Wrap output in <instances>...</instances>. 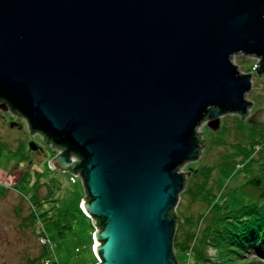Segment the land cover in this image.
I'll list each match as a JSON object with an SVG mask.
<instances>
[{
	"label": "water",
	"instance_id": "water-1",
	"mask_svg": "<svg viewBox=\"0 0 264 264\" xmlns=\"http://www.w3.org/2000/svg\"><path fill=\"white\" fill-rule=\"evenodd\" d=\"M263 72L264 0H0V107L59 150L53 169L81 175L97 264H178L198 129L227 113L264 126L248 98Z\"/></svg>",
	"mask_w": 264,
	"mask_h": 264
},
{
	"label": "rangeland",
	"instance_id": "rangeland-1",
	"mask_svg": "<svg viewBox=\"0 0 264 264\" xmlns=\"http://www.w3.org/2000/svg\"><path fill=\"white\" fill-rule=\"evenodd\" d=\"M234 61L242 71L251 72L257 60L240 54L234 57ZM248 98L254 102L252 112L264 106L263 79L254 76ZM251 125L254 124L237 113L225 114L218 130L211 129L206 123L201 124L198 131L204 132L202 138L206 146L202 148L198 160L188 162L181 168L190 172L186 173V185L175 207L183 219H197L200 214L208 215L209 211L200 199L193 200L188 190L189 185L197 181L196 177L191 176L194 169L199 166L212 168L207 174L210 175L209 184L211 182L215 185L217 195L233 192L234 188L240 187L251 177L253 172L237 171L229 177L223 176L221 172V163L224 161H232L227 167L233 168L237 160L241 159L231 143H247L253 138L249 137ZM261 134L264 135V127L256 137ZM33 141L39 149L31 147ZM58 153L59 150L49 144L43 135L32 134L23 116L0 107V264H28L30 258L38 255L42 248L41 235L37 236L40 226L44 234L48 235L51 245L47 255L48 264H94L98 260L93 249L96 244L94 234L92 240L96 225L81 209V199L86 192L84 182L81 177L72 181L70 171L52 168L51 160ZM70 159L74 161L77 157L71 155ZM203 171L206 175V170ZM24 172L26 179L21 180L20 176ZM51 177L57 179L60 188L52 200L43 202L42 210H49L53 219L40 216L36 222H32L29 216L34 210L31 200L33 185H38L39 194L43 195L49 191L44 181ZM190 257L191 254L188 253L186 257L181 251L176 255L179 264H194Z\"/></svg>",
	"mask_w": 264,
	"mask_h": 264
},
{
	"label": "trees",
	"instance_id": "trees-1",
	"mask_svg": "<svg viewBox=\"0 0 264 264\" xmlns=\"http://www.w3.org/2000/svg\"><path fill=\"white\" fill-rule=\"evenodd\" d=\"M251 127L249 137L253 138L247 143H231L241 159L237 160L233 168L227 167L232 161L221 163L223 176L229 177L234 172L244 171L253 172L251 177L240 187L234 188L233 192L217 195L214 191L215 185L211 182L209 184L210 175L207 174L212 168L199 166L191 175L197 181L194 185H189L188 190L193 200L200 199L208 207V215L200 214L197 219L187 217L185 220L174 210V252L176 255L178 251L184 252L186 257L188 253L191 254L194 264H264V135L256 137L264 126ZM203 170H206V175ZM20 179H26V173ZM44 184L49 191L43 195L39 194V186L33 185L31 200L34 210L29 216L32 217V222H36L40 216L53 219L49 210H42V204L52 200L60 185L55 177L44 181ZM42 228L40 226L41 230L37 232L38 237L44 234ZM94 231L95 229L92 240ZM41 245L39 254L30 258L28 264L49 263L47 255L51 245Z\"/></svg>",
	"mask_w": 264,
	"mask_h": 264
},
{
	"label": "built area",
	"instance_id": "built-area-1",
	"mask_svg": "<svg viewBox=\"0 0 264 264\" xmlns=\"http://www.w3.org/2000/svg\"><path fill=\"white\" fill-rule=\"evenodd\" d=\"M74 156H75V155H74ZM75 157H76V156H75ZM75 160H76V159H75ZM75 160H74V161H75ZM71 174H72V175H71V180H72V181H75L77 177H81L80 174H74V173H71ZM77 179H78V178H77ZM40 240L42 241V243L50 244L49 237H48L47 234H43V235H41Z\"/></svg>",
	"mask_w": 264,
	"mask_h": 264
},
{
	"label": "clouds",
	"instance_id": "clouds-1",
	"mask_svg": "<svg viewBox=\"0 0 264 264\" xmlns=\"http://www.w3.org/2000/svg\"><path fill=\"white\" fill-rule=\"evenodd\" d=\"M253 70H254V68H253ZM71 173H73V172H71ZM83 202V201H82ZM81 209L84 211L85 210V208L83 207V205H82V203H81ZM85 212V211H84ZM89 216V215H88ZM89 217H91V216H89ZM92 218V217H91ZM93 219V218H92ZM94 220V219H93ZM40 224V223H39ZM96 230V229H95ZM95 233V232H94ZM94 250H95V246H94V248H93ZM97 264V263H96Z\"/></svg>",
	"mask_w": 264,
	"mask_h": 264
},
{
	"label": "flooded vegetation",
	"instance_id": "flooded-vegetation-1",
	"mask_svg": "<svg viewBox=\"0 0 264 264\" xmlns=\"http://www.w3.org/2000/svg\"><path fill=\"white\" fill-rule=\"evenodd\" d=\"M254 76H257L259 79H263L264 80V72H263V74H262V76L263 77H260V75H258V74H255ZM49 143V142H48ZM50 144V143H49Z\"/></svg>",
	"mask_w": 264,
	"mask_h": 264
},
{
	"label": "crops",
	"instance_id": "crops-1",
	"mask_svg": "<svg viewBox=\"0 0 264 264\" xmlns=\"http://www.w3.org/2000/svg\"><path fill=\"white\" fill-rule=\"evenodd\" d=\"M85 191H86V189H85ZM86 195H87V192H85V197H86ZM85 197H84V198H82L81 200L83 201V200L85 199Z\"/></svg>",
	"mask_w": 264,
	"mask_h": 264
},
{
	"label": "bare ground",
	"instance_id": "bare-ground-1",
	"mask_svg": "<svg viewBox=\"0 0 264 264\" xmlns=\"http://www.w3.org/2000/svg\"><path fill=\"white\" fill-rule=\"evenodd\" d=\"M254 58H255V57H254ZM256 60H257V58H256ZM257 62H258V60L256 61V63H257ZM256 63H255V65H256ZM255 65H254V66H255Z\"/></svg>",
	"mask_w": 264,
	"mask_h": 264
}]
</instances>
